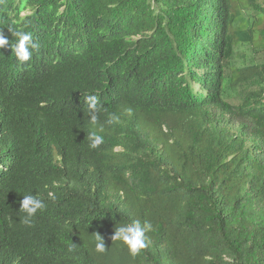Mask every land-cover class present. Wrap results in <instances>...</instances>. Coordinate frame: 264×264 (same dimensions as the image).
I'll return each instance as SVG.
<instances>
[{
	"label": "trees",
	"instance_id": "trees-1",
	"mask_svg": "<svg viewBox=\"0 0 264 264\" xmlns=\"http://www.w3.org/2000/svg\"><path fill=\"white\" fill-rule=\"evenodd\" d=\"M10 28L36 47L0 48V264H264V0H0Z\"/></svg>",
	"mask_w": 264,
	"mask_h": 264
},
{
	"label": "clouds",
	"instance_id": "clouds-1",
	"mask_svg": "<svg viewBox=\"0 0 264 264\" xmlns=\"http://www.w3.org/2000/svg\"><path fill=\"white\" fill-rule=\"evenodd\" d=\"M13 36H15V44H9V39L0 33V48L5 46L10 47L14 50L17 59L21 62L28 61L31 58L30 48H35L36 45L32 43V33L9 29ZM86 103L89 107L90 114V125L91 130L88 133V139L90 141L89 147L92 149L98 148L102 143H104V137L99 134L103 131V126L98 125V117L96 115L98 98L95 95H90L86 97ZM128 114H131V109L126 110ZM108 124L119 123V117L115 114H110L107 121ZM48 196L55 199L54 193L49 192ZM20 210L26 213L23 223L31 226V218L35 216L38 210H43L45 204L42 200L38 199L34 195L23 196L20 202ZM152 229V225L149 221H145L143 226H141L139 221H134L132 224L124 225L115 230L112 239L121 240L125 245H127L129 251L133 256L137 255L141 250L147 247L145 242V233ZM73 250V246H69V251ZM95 250L97 252L105 251L104 239L101 235L97 234L95 237Z\"/></svg>",
	"mask_w": 264,
	"mask_h": 264
},
{
	"label": "rangeland",
	"instance_id": "rangeland-1",
	"mask_svg": "<svg viewBox=\"0 0 264 264\" xmlns=\"http://www.w3.org/2000/svg\"><path fill=\"white\" fill-rule=\"evenodd\" d=\"M239 49H243V48H239ZM244 51H246L248 54H251L250 49H245ZM262 53L261 52H256L253 54V56L257 57V56H261ZM247 55L241 53V52H237V53H233L229 59V61L234 65H237L240 63V61ZM231 123H229V125H235L234 123H232V121H230Z\"/></svg>",
	"mask_w": 264,
	"mask_h": 264
}]
</instances>
